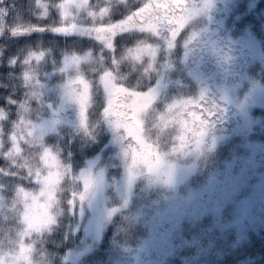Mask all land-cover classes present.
Listing matches in <instances>:
<instances>
[{
	"label": "rangeland",
	"instance_id": "obj_1",
	"mask_svg": "<svg viewBox=\"0 0 264 264\" xmlns=\"http://www.w3.org/2000/svg\"><path fill=\"white\" fill-rule=\"evenodd\" d=\"M64 2L65 0L61 1L60 5ZM138 2L136 9L146 0ZM88 3L83 8L69 9L72 21L78 28L90 29L100 25L94 20V15L90 14L94 12L88 8ZM241 6L246 8L243 15H251L250 20L242 22V27L236 23L243 20V15L238 12ZM190 9L192 15L186 20L173 48L167 47L163 32L155 35L136 30L126 31L135 35L127 38L130 40L128 43L122 42L121 46L124 47L118 53L121 60L136 73L137 82L132 84L126 80L128 77L116 76L124 87L130 91L139 87L136 91L147 92L150 88H156L159 81L156 99L144 114V125L150 142L158 143L161 152L166 154L165 162L174 166L171 184L159 182L147 173L136 175L129 184L130 160L122 154L120 143L114 142L113 130L102 121L106 127L102 138L100 125L91 124L89 130L92 135L85 130L84 133L90 137L92 149H95V144L101 149L86 158L89 160L85 166L74 175L75 184L72 182L76 190L72 195L84 190L85 180L89 182L83 200L86 201L88 216H84L85 219L80 224L74 218L71 235L74 240L78 239L64 252L54 255L59 262L89 264L85 259L93 257L89 253L99 244L105 224L120 206L109 204L111 200L104 192L107 184L116 192L115 198H119L124 204L131 202L137 193L146 195L144 202L147 201L146 204L153 210L142 222L143 235L134 243H116V249L115 245H111L113 252L109 257L106 256L105 264H170L178 253L181 264H211L215 257L222 256L225 251H233L236 246L247 242L249 234L257 232L259 226L264 224V159L258 152L254 124L252 125L254 120L250 117L253 108L264 106V83L253 72L257 68L259 72L264 69V20L261 18L264 15V0H193ZM218 25L220 29L217 32ZM4 27L3 21V29ZM220 30L223 31L221 35ZM70 34L69 51L62 55L58 64L51 66L49 71L41 72L39 77L28 75V81L32 83L30 86L34 90L37 87V92H41L48 100L42 99L43 105L37 111L39 125L33 124L39 130L35 139L30 141L32 145H38L33 159H18L23 163L25 174L28 168L35 169L38 166V157L45 151L57 159L63 174L65 169L60 161V153L54 144L43 146V136L46 132L53 133L58 124L61 123L59 128L65 125L61 105H67L66 115L78 114V107L66 99L67 81L79 73L85 81L92 84L91 81L95 80L93 76L100 67L103 68L100 69V75L106 70L102 66L107 50L103 42L87 32ZM141 42L157 48L155 60L150 61L152 68L149 72H145L146 63L127 58L128 50ZM72 56L82 58L78 70L69 68L62 71L65 59ZM34 63L35 66L38 65L37 62ZM228 66H231L232 72H229ZM31 68L30 63L29 69ZM84 70H88L90 75H86ZM33 80L38 83H33ZM101 86L103 88L102 83ZM73 87L77 92L83 93V85ZM93 88L96 89V86ZM202 90L224 110L222 117L232 122L233 129L229 132V125L215 124L207 130L199 148L193 145L190 149L172 152L167 133H157L154 127L155 121L168 106L165 99L172 97L169 102L173 103L198 96ZM184 91L188 93L184 94ZM102 101L98 100L96 103L101 102L104 110L106 94ZM221 133L226 134L223 137ZM54 134L56 133L51 136ZM77 136L78 134L74 138ZM221 139L231 142L221 161V171L210 170L205 180L191 183L194 178L191 177L192 173L197 166L214 162V153L218 152ZM53 140L54 136L51 142ZM67 140L66 136L65 145ZM72 141L75 139L69 142ZM30 161L33 166L29 165ZM49 165L56 167L52 160ZM118 168L117 175L107 174L112 169L118 172ZM62 179L63 175L61 182ZM59 180V173L47 178V192H42L43 199L39 198V185L35 186L33 193L29 192L37 198L24 197L29 201L24 209V224L22 197L16 196L8 206L0 199V264H12V258L17 254L18 264L54 262L46 260L39 247H31L34 242L27 243L28 237L23 233L27 229L29 233H33L29 237H33L47 229L54 216L57 217L60 213L58 205L61 195L58 188L54 201ZM181 187L185 190L182 191ZM83 201L77 197L73 206L76 203L83 205ZM202 221H205L203 225L200 224ZM192 227H201L200 234L184 241L181 234ZM97 262L95 264H102Z\"/></svg>",
	"mask_w": 264,
	"mask_h": 264
},
{
	"label": "trees",
	"instance_id": "obj_2",
	"mask_svg": "<svg viewBox=\"0 0 264 264\" xmlns=\"http://www.w3.org/2000/svg\"><path fill=\"white\" fill-rule=\"evenodd\" d=\"M61 1L63 0H39L38 3L37 0H0V10L3 11V21L5 23L3 31L0 32V110L5 112L4 119L0 120V145H2L0 146V168L5 170L4 172H0V199L4 200L7 206L13 203L12 200H15L16 196L17 198L19 197L21 188L33 193L36 186L26 176L23 171V163L18 159H33L35 148L38 145L24 142L22 154L17 159L5 156L3 153L9 151L12 144L11 137L15 133L17 124L22 117H25L32 125L34 123L39 125L37 111L43 105L42 99L48 100L47 97L42 96L41 92H37V87L34 90L30 86L32 83L28 79L26 80L25 76L39 77L38 75L41 72L43 73L45 70L49 71L51 66L56 65V63L58 64L62 55L69 51V37H71L69 35L71 34L53 31L54 28L59 27V25L61 26L63 24L62 21H64L60 9ZM88 2V8L96 13L94 20L105 25L121 21L139 5L138 0H89ZM102 9L108 10L103 17L99 15ZM245 11V6H241L238 9V12L242 15ZM45 12L46 14H44ZM250 16L243 15V20L236 23L242 27V22L250 20ZM261 18L264 20V15H261ZM219 27L220 25L217 26V32L220 29ZM40 28L44 30L40 31ZM14 29L17 30L16 35H13ZM20 29H24L22 34L19 33ZM255 29L258 30L256 25ZM222 33L223 31L220 30L219 34L221 35ZM131 34L124 32L115 37L114 51L106 50L104 54L105 61L102 65L106 67V70L113 71L115 76L128 77L126 80H128L129 84L137 82L136 73L132 72L130 66L121 60L118 53L124 47L121 46L122 42L128 43L130 40L127 38L135 35ZM41 53L43 56L38 65L35 66L33 61L31 63L33 68L29 69V64H25L24 61L28 60L32 54ZM113 59L117 61L115 64L112 62ZM231 66H228L229 72H232ZM100 69L103 68L100 67ZM100 69L93 76L95 80L91 81L93 99L91 102L92 106L90 105L88 110V120L89 125L95 123L100 125L99 128L103 138L102 133L106 131V127L101 120L103 104L101 102L96 103V101H102L105 98V92L99 81ZM258 70V68L254 69L253 72L255 75L260 76L261 82L264 83V69L260 72ZM84 71H86V75H90L88 70ZM37 80L40 79L37 78ZM95 86L96 89L93 88ZM139 89V87H136V90ZM187 93V91H184V94ZM170 99L172 100V97L169 96L165 99L168 105L172 103L169 102ZM22 105H26V108L22 107ZM165 105L163 104V106ZM60 108L66 119L63 122L65 125L59 128L61 123L58 124L56 130L53 132L56 134L53 135L54 140L52 142L51 138L53 136L51 134L53 133L46 132L43 136V146L54 144L60 153L63 169L67 170V179L63 178V181L59 185L61 187H58L61 195L58 205L60 213L57 217L54 216L47 229L26 239L29 244L34 242L31 247H39V251L42 250L44 252L46 260H54L52 264H63L54 255L58 252H64L77 241L78 238L74 240L71 235L72 222L75 218L77 219V224H80L84 220L85 213H87V207L84 205H77L76 203V205L73 206L72 204L70 206L69 202L72 199V192H76L74 189L75 185L72 184V182L75 184V180H73L74 175L81 167L85 166L87 160H89L86 158L94 155L96 150L101 149L100 147L97 148L96 144L94 145L95 149H92L93 147L89 144L90 137H87L84 129L80 127L79 114L72 115L67 113V116L66 104L64 106L61 105ZM250 117L254 120L252 125L254 124V136L257 138L258 152L262 154V159H264V106L253 108ZM216 124L218 126H222V124L229 125V132L233 129L232 122L223 117ZM77 134L78 136L74 138ZM66 136L68 137L67 145H65ZM71 139H75L76 142L72 141L70 143ZM222 139L218 146V152L214 153V162H211L210 165L206 164V166H197L195 172L192 173L191 177L194 178L191 183L194 184V182L205 180L209 176L208 172L210 170L213 172L216 170L221 171V161L224 159L231 145V142L222 141ZM31 161L29 165L33 166ZM108 174L112 176L117 175L118 172L110 170ZM181 190L184 191L185 188L181 187ZM151 192L154 193L153 191ZM115 194L116 192L109 185L107 187V195L111 200L109 204H120V206L113 212L105 224L99 244L89 253L93 257L85 259L88 260L89 264H95L97 261V263L105 264L107 262L105 260L106 256L109 257L111 251L113 252L111 245L121 242L134 243L137 238L143 235L142 222L149 217L153 210L152 207L146 204L147 201L144 202L146 195L143 196L137 193L131 202L124 204L119 198H115ZM205 221L200 222V224L203 225ZM200 232L201 227H197V229L196 227L188 228V231L181 234V237L184 241L193 239ZM249 235L250 237L247 242L236 246L233 251H225L222 256L215 257L211 264H264V224L262 223L259 226L257 232L250 233ZM117 247L118 245H115V249ZM170 264H181L179 253L175 258L171 259Z\"/></svg>",
	"mask_w": 264,
	"mask_h": 264
},
{
	"label": "snow or ice",
	"instance_id": "obj_3",
	"mask_svg": "<svg viewBox=\"0 0 264 264\" xmlns=\"http://www.w3.org/2000/svg\"><path fill=\"white\" fill-rule=\"evenodd\" d=\"M39 3V0H37ZM88 0H65L60 5L61 14L64 19L62 26L56 27L53 31L63 34L73 32H87L94 35L95 38L105 45L109 50L114 51L115 37L126 31L148 32L155 35L164 33V37L169 49L175 46L180 33L185 26L186 20L192 15L190 5L186 0H146L138 9L132 11L125 19L111 24H100L90 29L78 28L77 24L72 21V13L69 9L83 8L87 5ZM107 9H102L99 15L103 17ZM46 14V12L44 13ZM96 15V13H90ZM66 25V26H65ZM43 31V28L39 29ZM24 29H20L22 34ZM17 30H13V35ZM157 55V48L152 44L141 42L137 46L130 48L127 52V58L134 62L146 63L145 72L152 68L150 61H154ZM43 54H32L25 64L33 61L39 62ZM82 58L72 56L65 59V71L69 68H79ZM117 62L115 59L112 61ZM25 79H29L25 76ZM106 94V106L101 114V120L106 122L114 133V142L120 143L122 154L130 160L128 168L129 184L138 174H145L154 177L157 181L171 184L174 166L165 162L166 154L162 153L160 146L156 142H150L148 133L144 125V114L157 96L159 81L156 88H150L147 92L136 90L130 91L120 83L112 71L105 70L99 76ZM33 83L38 81L33 80ZM73 85H83V93L77 92ZM66 99L78 107L79 124L89 135V107L92 102V86L85 81L79 73L70 78L65 85ZM15 103V101H13ZM26 108V105H22ZM224 110L214 101H211L205 91H201L198 96L180 100L169 104L165 111L159 115L155 121L154 127L157 133H167L172 152H180L190 149L193 145L200 147L207 130L218 123ZM5 117V112L0 110V120ZM37 129L25 117H22L12 135V144L9 151L3 153L8 157H20L24 142L34 140L38 134ZM2 146V145H0ZM55 162L56 167H51L49 161ZM0 168V172H4ZM59 173L60 180L56 185L54 192V201L56 198L57 188L61 182L62 171L61 165L57 159L45 151L38 157V166L28 168L26 176L33 184L40 186L39 198L43 199L42 192H47V178L50 175ZM63 178L67 179V170L63 172ZM89 182L84 181V190L79 193H73L70 200V206L75 202L77 197L83 201L88 191ZM19 195L22 197V220L24 224V209L29 203L25 196L37 198L36 195L30 194L21 188ZM33 233L27 229L23 235L27 238ZM23 246V245H21ZM19 254L12 258V264H18ZM5 264V262H4Z\"/></svg>",
	"mask_w": 264,
	"mask_h": 264
},
{
	"label": "clouds",
	"instance_id": "obj_4",
	"mask_svg": "<svg viewBox=\"0 0 264 264\" xmlns=\"http://www.w3.org/2000/svg\"><path fill=\"white\" fill-rule=\"evenodd\" d=\"M3 18H4L3 11L0 10V32H2L3 30Z\"/></svg>",
	"mask_w": 264,
	"mask_h": 264
},
{
	"label": "water",
	"instance_id": "obj_5",
	"mask_svg": "<svg viewBox=\"0 0 264 264\" xmlns=\"http://www.w3.org/2000/svg\"><path fill=\"white\" fill-rule=\"evenodd\" d=\"M187 3H189V0H186Z\"/></svg>",
	"mask_w": 264,
	"mask_h": 264
},
{
	"label": "flooded vegetation",
	"instance_id": "obj_6",
	"mask_svg": "<svg viewBox=\"0 0 264 264\" xmlns=\"http://www.w3.org/2000/svg\"><path fill=\"white\" fill-rule=\"evenodd\" d=\"M109 143V142H108ZM119 150V149H118Z\"/></svg>",
	"mask_w": 264,
	"mask_h": 264
}]
</instances>
